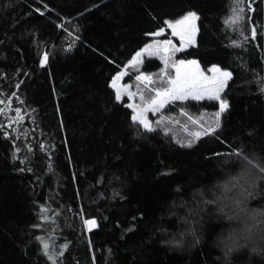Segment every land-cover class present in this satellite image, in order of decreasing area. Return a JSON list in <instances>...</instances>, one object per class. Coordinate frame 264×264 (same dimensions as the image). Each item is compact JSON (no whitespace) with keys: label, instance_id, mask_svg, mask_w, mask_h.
<instances>
[{"label":"trees","instance_id":"1","mask_svg":"<svg viewBox=\"0 0 264 264\" xmlns=\"http://www.w3.org/2000/svg\"><path fill=\"white\" fill-rule=\"evenodd\" d=\"M253 5L233 30V0H0V100H12L0 104V264H51L40 236L53 252L70 242L61 264H225L233 241L242 247L229 264H264L252 251L264 246V179L254 185L235 155H217L264 157V0ZM189 10L199 13L197 42L178 58L234 72L222 128L199 139L176 125L143 132L113 79L150 33ZM160 68L158 59L143 65ZM16 108L22 119L9 128ZM188 108L214 114L219 103ZM92 217L98 227L89 230ZM172 239L182 245L164 243Z\"/></svg>","mask_w":264,"mask_h":264},{"label":"snow or ice","instance_id":"2","mask_svg":"<svg viewBox=\"0 0 264 264\" xmlns=\"http://www.w3.org/2000/svg\"><path fill=\"white\" fill-rule=\"evenodd\" d=\"M43 2V0H42ZM253 3V0H233V7L231 8V15H229L225 23L229 24L233 30H236L237 26L243 25L247 20L251 19L248 15V12L254 11L250 7ZM37 12H40V9H36ZM199 19V13L195 10H189L186 14L181 15L178 19H171L166 22L167 27L172 29L174 35L180 36L181 40L184 43L181 47H186L188 45L194 44L195 41V33L198 31L196 26V21ZM61 28L64 27L63 24L59 25ZM165 31L164 27H160L156 32L150 33V35H159ZM240 34L244 36L243 27L240 28ZM251 35L255 37L257 35L256 26L253 23L251 25ZM244 39L247 40L248 37L244 36ZM165 46L169 45L171 41L164 40L160 42ZM232 43L237 46H242L239 41L233 40ZM71 45H69V49ZM152 49L151 44H146L144 48H142L139 52L136 53V56L130 60L128 63L130 65L141 63L140 57L143 52L150 51ZM178 50V49H176ZM165 53H169L173 51L168 47H165L163 50ZM48 53L44 52L43 58L41 60V64H45L48 62ZM162 59L165 60V64L167 65V59L162 55ZM194 66V67H188ZM172 67L176 69L174 75H170L165 69H161L162 76L159 77V83L155 86H152L153 76L155 74L149 72H141L139 75L136 76L137 81L143 80L146 86H149V94L145 95L144 92L137 88V92H132L131 84H125L124 88L127 89V95L129 98L139 94L141 103L139 105L135 104H128L127 106L133 109L131 114V120L138 125V128H142L143 132L151 133L155 132L158 129L163 131L165 134L170 132V129L165 125L161 127V121L169 119V117L164 115L163 109H165L169 104H175L177 101H188L189 99L194 101H203L205 99L208 100H215L219 102V110L214 113L212 116L213 123L205 125L202 122L203 117H193L189 114L188 110L184 107L179 109L180 113L184 116L188 117L195 125L198 126L197 131L193 132L192 135L199 139L202 135H218L217 129L222 128L221 124V113L225 112L229 108V101L226 98L222 97V93L224 89L228 87V82L233 79L234 72L230 70L228 67H221L219 64H213L212 69L215 71V74L211 77H207L203 74L202 71H199V61L198 60H179L174 61L172 63ZM124 73L118 72L116 79L113 80V87H116V80L120 79ZM166 78V79H165ZM259 90L264 92V78H261ZM18 87V85H17ZM10 95L14 96L15 93H11ZM117 100H122V94L119 89H117L116 94ZM12 104V100H0V104ZM6 109L0 107V115L6 116ZM16 115L14 117H7L9 121L8 127L11 128L12 122L19 124V120L22 119L20 113L21 109L16 108L15 110ZM159 113L161 116V120H157L153 122L150 120L146 113L147 112ZM174 123H179V121H173ZM4 124L0 123V128H3ZM185 131H189V125H184ZM19 131V129H17ZM5 135H9L7 132L4 133ZM138 135L141 132L138 130ZM177 143L181 144V146H185V143L188 147H191L193 144L192 139H188L187 141H181L177 139ZM13 143H15V138L13 139ZM41 149L48 151V149L44 148V145L39 146ZM50 147H55V145H51ZM31 145H29V151H33ZM15 152H21V147L17 146ZM49 155L51 153L49 152ZM217 155H235L239 161L242 170L248 175L249 180L255 185L256 179H264V157H260L257 155H249L245 153L243 149H237L233 153H224ZM16 159H20V157H15ZM25 160L28 159L27 156L24 157ZM51 167V165H49ZM20 171H24L23 168L19 169ZM29 171L31 169L29 168ZM119 195V193H116ZM123 198V197H121ZM208 203H215V201H208ZM41 208L47 212L49 209L45 205H41ZM140 216H143V213H140ZM40 219L48 220L50 217L45 215H41ZM135 219V217H133ZM84 223L88 226L89 230L92 228L98 227V223L95 217L88 218L84 220ZM34 227L41 228L42 225L36 224ZM135 229V225H132L128 231H133ZM195 235V234H194ZM37 239L41 242L42 251L47 259L51 262V264H61V261L65 255V251L69 248L70 242H64L59 245L61 251H52V245L50 242L45 239V237L40 236ZM198 240L199 238L196 237ZM264 239V237H262ZM91 243V241H89ZM165 244L175 245L176 247H180L182 245V241L172 239L164 241ZM241 245H237L236 242H232L230 244L225 245L224 251V260L225 264H229L234 251H236ZM253 252H257L260 254H264V246L257 245L253 247ZM109 254H112V249H108ZM93 259L95 260V254L93 253Z\"/></svg>","mask_w":264,"mask_h":264},{"label":"rangeland","instance_id":"3","mask_svg":"<svg viewBox=\"0 0 264 264\" xmlns=\"http://www.w3.org/2000/svg\"><path fill=\"white\" fill-rule=\"evenodd\" d=\"M253 6L254 5L252 3L250 5V7L253 9ZM250 13L252 14V13H254V11H251ZM198 20L196 21L197 28H198ZM197 37H198V31L195 33V41L196 42H197ZM164 40L171 41V43L169 45L165 46L164 44L160 43ZM196 42L194 44L188 45L186 47H181V45L184 43V41L181 40L180 36L174 35L172 32V29L170 27H167V25H166L165 31L163 33H160L159 35H155V36L152 35V40L147 43V44L152 45V49L150 51H146V52L142 53V55L140 57V60L142 62L138 63V64H134V65H130L128 63L127 66L124 67L123 70H121V73H124V75L120 79L116 80V87L115 88L113 87V82H112V88L114 89L115 93L117 94V89H119L121 94H122V100H118V101L126 102L127 105L130 103L135 104V105H139L141 103L140 95L137 94V95L133 96L132 98H129L127 95L128 90L124 88V85L125 84H131L132 85V88H131L132 92H137V88L139 87L140 91L144 92L145 95H148L149 94V86H146L144 84L143 80L137 81L136 76L139 75L141 72H149V73L155 74L153 76L154 83L152 85V86H155L157 83L160 82L159 77L163 75V73H161L160 70L165 69V71L168 72L170 75H174L176 69L174 67H172V63L174 61H179L180 59L178 58V55L181 52H183L184 50L190 48L191 46H194L196 44ZM165 47H168L169 49H171L173 51H170L169 53H165L163 51ZM142 48H144V47H142ZM176 49H178V50H176ZM162 55L167 59V61H168L167 65L165 64V60L161 58ZM135 56H133V58ZM147 59H156V60L158 59V61L161 64L160 70L156 71V72L145 71L143 69V65ZM188 67H194V66H188ZM198 70L202 71L203 74L207 77H211L215 74V71L212 69V67L209 69H205L201 66L200 63H199V69ZM114 79H116V77ZM205 100H208V99H205ZM191 102H197V101L189 99L188 101H177L175 104H169L165 109H163L164 115L169 117V119L162 120L161 121V127L166 125L169 128L171 125L172 126L176 125V128L179 131H181L182 134L184 133L189 138H192V137L195 138L192 135V133L199 130L198 126L195 125L191 120H189L188 117H186L182 113H180L179 109L181 107L186 108L188 110L189 114L192 115L193 117L202 116L203 117L202 122L205 123V125L213 123V120H212V116L214 115L213 113L205 114V113H201V112H198V113L192 112L188 108V105H190ZM131 110L133 111V109H131ZM146 115L153 122H155L157 120H161V116L159 113H153V112L149 111L146 113ZM177 120L179 121V123L173 122V121H177ZM185 124L189 125V131H187V132L184 129Z\"/></svg>","mask_w":264,"mask_h":264}]
</instances>
